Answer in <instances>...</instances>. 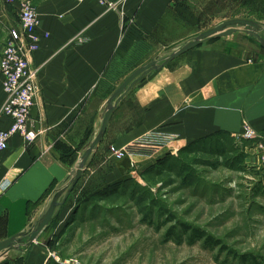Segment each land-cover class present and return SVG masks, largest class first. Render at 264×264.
<instances>
[{
	"label": "crops",
	"instance_id": "obj_1",
	"mask_svg": "<svg viewBox=\"0 0 264 264\" xmlns=\"http://www.w3.org/2000/svg\"><path fill=\"white\" fill-rule=\"evenodd\" d=\"M110 1L116 9L98 0H0V60L11 30L19 27L22 3L31 2L40 21L39 50L30 59L38 72L30 121L37 138L28 144L13 137L0 157V243L26 239L57 195L66 199L49 226L67 221L79 196L88 198L133 175L134 157L118 159L112 148H131L153 133L179 147L247 129L264 141V58L194 48L132 87L67 196L73 168L99 133L108 101L134 72L189 39L179 32L174 41L172 35L184 20L181 0ZM3 83L0 74V131L11 124L1 116ZM47 228L31 247L20 244L4 257L46 264Z\"/></svg>",
	"mask_w": 264,
	"mask_h": 264
},
{
	"label": "rangeland",
	"instance_id": "obj_2",
	"mask_svg": "<svg viewBox=\"0 0 264 264\" xmlns=\"http://www.w3.org/2000/svg\"><path fill=\"white\" fill-rule=\"evenodd\" d=\"M178 7L184 20L181 30L173 26L174 41L179 32L189 41L236 19L260 24L264 39V0H181ZM202 47L264 58V46L244 31L196 48ZM241 135L185 147L166 139L151 152H133V175L79 196L70 218L47 228L46 264H264V141Z\"/></svg>",
	"mask_w": 264,
	"mask_h": 264
},
{
	"label": "built area",
	"instance_id": "obj_3",
	"mask_svg": "<svg viewBox=\"0 0 264 264\" xmlns=\"http://www.w3.org/2000/svg\"><path fill=\"white\" fill-rule=\"evenodd\" d=\"M98 1L109 9H116V4L110 0ZM20 7L19 27L11 30L10 40L0 60V74L4 76L3 89L6 94L1 116L11 122L8 129L0 131V157L8 150L13 137L20 136L28 144L35 142L37 138L30 130V121L37 93L38 72L30 67V59L39 50L40 21L39 14L31 2H24ZM241 136L250 140L257 138L256 132L252 129H247ZM166 139L168 137L164 134L153 133L131 148L122 150L112 148L111 152L116 158L122 159L126 157V153L131 155L141 149H148L147 151L151 152L150 150L156 149L158 142Z\"/></svg>",
	"mask_w": 264,
	"mask_h": 264
},
{
	"label": "water",
	"instance_id": "obj_4",
	"mask_svg": "<svg viewBox=\"0 0 264 264\" xmlns=\"http://www.w3.org/2000/svg\"><path fill=\"white\" fill-rule=\"evenodd\" d=\"M262 29L263 27L260 24L254 21H251V20L236 19V20L227 21L225 23L218 25L212 30L205 32L187 41L184 44V46H182L180 49H178L177 51L167 56L162 62L159 61L158 59L153 60L150 63L143 66L142 68H140L139 70H137L136 72H134L122 84V86L117 90V92L113 95V97L108 101L99 133L94 138V140L91 142L88 149L85 151V153L82 155L80 160L75 164L73 168V172L71 174V178L69 182L70 189L67 195H69L74 189V187L77 185V183L82 177L83 171L87 165L88 160L90 159L92 154L98 149V147L102 143L106 135L111 117L113 113L115 112L117 106L122 101V99L126 96V94L130 92L132 87L137 82L145 78L152 71H156V70H159L160 68L167 66L172 61H174L176 58L186 54L190 50L194 49L195 47L203 44L205 41L212 39V38L227 37L235 33L244 31L246 33H249L252 36H255L261 42L262 46H264V39H262L258 34L259 33L258 31ZM61 205L62 204L59 203V195H57L54 198L53 203L51 204L48 211L40 218V220H38L32 226V229L30 230V232L24 236L26 239L23 240V238L22 239L11 238L7 241L0 243V256L7 254L11 250H13L15 247L20 246V244H22L23 248L25 249L31 247L32 243L36 241L38 236L51 224L54 214L56 212V209Z\"/></svg>",
	"mask_w": 264,
	"mask_h": 264
},
{
	"label": "trees",
	"instance_id": "obj_5",
	"mask_svg": "<svg viewBox=\"0 0 264 264\" xmlns=\"http://www.w3.org/2000/svg\"><path fill=\"white\" fill-rule=\"evenodd\" d=\"M194 236L197 237L198 239H202L205 237V233H202L201 231H195ZM193 239V238H192ZM194 240V239H193ZM193 242V241H192Z\"/></svg>",
	"mask_w": 264,
	"mask_h": 264
},
{
	"label": "bare ground",
	"instance_id": "obj_6",
	"mask_svg": "<svg viewBox=\"0 0 264 264\" xmlns=\"http://www.w3.org/2000/svg\"><path fill=\"white\" fill-rule=\"evenodd\" d=\"M196 48V47H195ZM191 51V50H190ZM188 53V52H187ZM33 244V243H32ZM1 259V258H0Z\"/></svg>",
	"mask_w": 264,
	"mask_h": 264
}]
</instances>
